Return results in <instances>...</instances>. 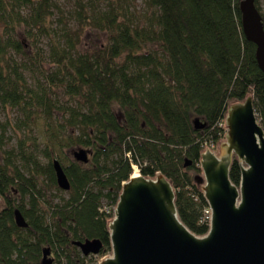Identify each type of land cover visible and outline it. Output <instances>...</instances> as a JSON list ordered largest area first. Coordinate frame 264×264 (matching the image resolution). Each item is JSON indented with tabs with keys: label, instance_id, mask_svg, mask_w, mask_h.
<instances>
[{
	"label": "trees",
	"instance_id": "1",
	"mask_svg": "<svg viewBox=\"0 0 264 264\" xmlns=\"http://www.w3.org/2000/svg\"><path fill=\"white\" fill-rule=\"evenodd\" d=\"M104 1L75 0L80 30L105 35L86 46L62 17L53 21L59 0H0V109L18 114L0 120V264L111 255L109 224L135 168L164 175L182 223L207 235L202 153L225 140L228 108L249 97L264 130V73L243 30L244 0H143L140 10ZM255 5L264 23V0ZM79 149L88 163L74 158ZM229 176L239 186L235 156ZM86 240L101 241L99 255L74 244Z\"/></svg>",
	"mask_w": 264,
	"mask_h": 264
},
{
	"label": "water",
	"instance_id": "2",
	"mask_svg": "<svg viewBox=\"0 0 264 264\" xmlns=\"http://www.w3.org/2000/svg\"><path fill=\"white\" fill-rule=\"evenodd\" d=\"M240 9L244 33L256 45L264 73L263 18L255 0H244ZM194 124L196 129L205 127L199 119ZM225 124L220 154L206 149L200 161L198 182L211 212L208 234L196 236L182 223L175 191L164 175L154 179L139 175L122 186L109 224L112 252L99 264H264V130L253 98L231 105ZM73 156L88 163L83 149ZM234 156L241 170L239 186L229 176ZM53 166L58 187L69 191L61 164L55 160ZM15 222L21 228L28 226L18 209ZM74 244L86 257L99 255L103 247L100 240Z\"/></svg>",
	"mask_w": 264,
	"mask_h": 264
},
{
	"label": "rangeland",
	"instance_id": "3",
	"mask_svg": "<svg viewBox=\"0 0 264 264\" xmlns=\"http://www.w3.org/2000/svg\"><path fill=\"white\" fill-rule=\"evenodd\" d=\"M104 3L106 4V0L104 1ZM134 4L136 5V8L138 10L145 8L143 0H134ZM59 5L61 6V13H56V15L53 18V21L56 24H57V20L61 19V17H62V21L65 24L69 25V28L72 29L71 31H77L78 33H81V35L83 37L84 44L86 46L93 44V43L96 45H99L103 41H105V35H103V34H100L98 32H92L90 30H86V31L80 30L79 23L77 21V14H76L77 8H76L75 0H59ZM42 44H43V46H46L47 40L43 39ZM49 68H50V66L46 65V70H49ZM17 116H18V114H17L16 110H12L9 108L8 109H0V120L3 122H5L7 120H10V121L14 120ZM224 141L225 140H222V142H224ZM15 142H16L15 140L10 141V144L5 148L14 146ZM214 152L217 155L220 154V145H219V147H217L214 150ZM63 196L67 197V194H63ZM109 256L110 255H107L101 259L96 258L94 260V263H92V264H99V262L102 259L109 257Z\"/></svg>",
	"mask_w": 264,
	"mask_h": 264
},
{
	"label": "built area",
	"instance_id": "4",
	"mask_svg": "<svg viewBox=\"0 0 264 264\" xmlns=\"http://www.w3.org/2000/svg\"><path fill=\"white\" fill-rule=\"evenodd\" d=\"M139 175H140L139 170H138L137 168H135V169H134V174L132 175V177H137V176H139ZM132 177H131V178H132ZM206 217H207V219L210 221V218H211V212H210V210H209V212L207 213Z\"/></svg>",
	"mask_w": 264,
	"mask_h": 264
}]
</instances>
